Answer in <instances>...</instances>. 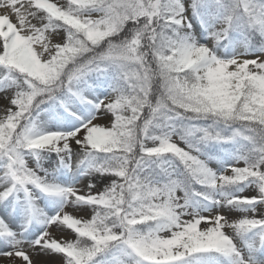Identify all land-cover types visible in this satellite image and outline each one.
Returning a JSON list of instances; mask_svg holds the SVG:
<instances>
[{"label":"snow or ice","instance_id":"1","mask_svg":"<svg viewBox=\"0 0 264 264\" xmlns=\"http://www.w3.org/2000/svg\"><path fill=\"white\" fill-rule=\"evenodd\" d=\"M0 264H264V0H0Z\"/></svg>","mask_w":264,"mask_h":264},{"label":"bare ground","instance_id":"2","mask_svg":"<svg viewBox=\"0 0 264 264\" xmlns=\"http://www.w3.org/2000/svg\"><path fill=\"white\" fill-rule=\"evenodd\" d=\"M50 261H55L57 258L56 257H51V258H48Z\"/></svg>","mask_w":264,"mask_h":264}]
</instances>
